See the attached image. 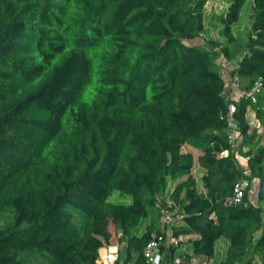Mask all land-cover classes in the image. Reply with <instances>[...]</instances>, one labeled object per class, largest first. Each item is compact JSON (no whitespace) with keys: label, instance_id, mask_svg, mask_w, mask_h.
Masks as SVG:
<instances>
[{"label":"trees","instance_id":"16d2710c","mask_svg":"<svg viewBox=\"0 0 264 264\" xmlns=\"http://www.w3.org/2000/svg\"><path fill=\"white\" fill-rule=\"evenodd\" d=\"M207 2L0 0V214L14 213L0 226V264H100V249L115 243L116 264H147L156 236L168 264L210 260L221 237V264H264V206L249 190L227 204L242 178L260 180L264 203V139L238 155L253 134L250 105L264 130V87L255 104L234 100L237 153L225 97L234 76L242 89L264 86V0L253 1L249 47L227 77L218 51L190 44ZM229 2L219 53L231 62L247 0ZM186 146L200 151L204 193ZM115 193L129 202L110 201Z\"/></svg>","mask_w":264,"mask_h":264},{"label":"rangeland","instance_id":"374dc122","mask_svg":"<svg viewBox=\"0 0 264 264\" xmlns=\"http://www.w3.org/2000/svg\"><path fill=\"white\" fill-rule=\"evenodd\" d=\"M253 1L254 0H247L246 4L244 5L240 19L237 23H235L232 27V31L237 38L236 43L231 44L230 50L237 55V58L233 59L231 62L226 60L222 54L219 53V47L224 46L227 44V39L222 34V24L219 18L229 6V0H208L205 6V18H204V31L201 34V37L197 40L190 42V44L200 45L203 48L208 49H215L218 51L216 55L215 61V68L220 70L221 73L224 74V77H227V71L232 69L233 65H237V61L240 55H242L247 49L249 45V37L251 33V24L253 22ZM249 121L251 125L250 133L251 135L250 140H247L246 145L240 152L238 153L239 156H245V152L249 151V147H251L254 151H257L264 139V130L260 127V121L257 118L256 114H254L252 110V106H249ZM259 132V133H258ZM244 141V140H242ZM184 149H189L186 146ZM196 163L193 168V174L198 183V191L200 193H204V188L201 183V177L203 170L199 166L197 161V156L199 155L198 151H195ZM245 158V157H244ZM250 174V173H249ZM260 180L258 178L252 179V186L249 189V196L250 200L260 206H264L263 201L260 200ZM113 202H129L128 199L125 197L120 196L118 193H115L110 199ZM14 219V213L12 209H8L0 214V226L7 227L12 224ZM108 227V229L112 232L113 238L112 242H119V237H121L120 231L115 228L113 223H111L109 218L102 220ZM259 233H257L254 238H258ZM228 245V240L225 237H221L216 242V257H220L222 253L225 251L226 246ZM252 262V261H251Z\"/></svg>","mask_w":264,"mask_h":264},{"label":"built area","instance_id":"2783aa9c","mask_svg":"<svg viewBox=\"0 0 264 264\" xmlns=\"http://www.w3.org/2000/svg\"><path fill=\"white\" fill-rule=\"evenodd\" d=\"M229 87L225 91V97L227 101H229L228 113L226 115V124L228 128L227 141L230 146V150L233 153H237L240 143V128L238 126L235 113L238 111L237 105L234 103V100H238L240 98H245L250 100L252 104L257 103L258 97L263 91V82L260 78L258 81L254 83V85L250 89H242L239 85V80L237 76L232 78H228ZM250 114V112H249ZM252 186V181L248 178H242L236 185L233 191V194L228 198V205H237L244 203V197L246 191L250 189ZM167 223H171L173 220L170 216L166 217ZM164 242V238L162 236H156L154 239L148 244L145 250V258L147 260V264H156L160 257V246ZM178 241L174 238H170V245H176ZM120 246L118 244H109L103 246L99 251L98 262L100 264H116L119 258ZM133 264V263H130ZM171 264H185L184 260L176 256ZM252 264H260L258 260L252 261Z\"/></svg>","mask_w":264,"mask_h":264},{"label":"crops","instance_id":"0c3cea01","mask_svg":"<svg viewBox=\"0 0 264 264\" xmlns=\"http://www.w3.org/2000/svg\"><path fill=\"white\" fill-rule=\"evenodd\" d=\"M235 66H232V68H234ZM250 117V116H249ZM250 122V121H249ZM187 150V149H186ZM195 151H198L196 149H193L191 147H189L188 151H192L195 154ZM200 154V151H198ZM199 156V155H198ZM197 156V157H198ZM244 157L243 156H239V159L242 160ZM203 170V169H202ZM205 173V171L203 170L202 176ZM228 246V245H227ZM227 246L225 251L222 253V255L220 257H216V252H215V256L213 258H211L210 260L207 259L205 256H191L190 259L188 260H184L185 264H221L222 261L225 258V254H226V250H227ZM190 247V245H186L184 248L188 249ZM180 252H182V250H180ZM156 264H168L167 261L165 260V254L161 255L158 259V262Z\"/></svg>","mask_w":264,"mask_h":264}]
</instances>
